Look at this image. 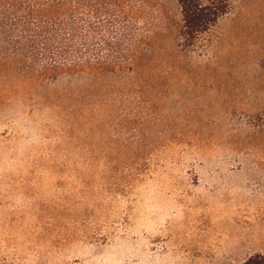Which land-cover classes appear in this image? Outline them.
<instances>
[{"label":"rangeland","instance_id":"rangeland-1","mask_svg":"<svg viewBox=\"0 0 264 264\" xmlns=\"http://www.w3.org/2000/svg\"><path fill=\"white\" fill-rule=\"evenodd\" d=\"M147 53L125 90L0 73V264H264V0Z\"/></svg>","mask_w":264,"mask_h":264},{"label":"trees","instance_id":"trees-1","mask_svg":"<svg viewBox=\"0 0 264 264\" xmlns=\"http://www.w3.org/2000/svg\"><path fill=\"white\" fill-rule=\"evenodd\" d=\"M175 1L180 22L159 24L157 0H0V73L26 86L71 75L135 88L162 34L175 27L184 46L231 10V0Z\"/></svg>","mask_w":264,"mask_h":264}]
</instances>
